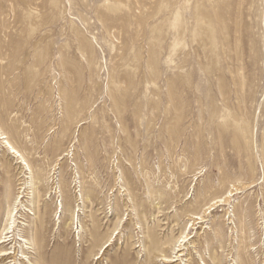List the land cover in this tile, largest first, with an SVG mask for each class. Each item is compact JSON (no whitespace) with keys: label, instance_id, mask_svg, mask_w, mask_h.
I'll list each match as a JSON object with an SVG mask.
<instances>
[{"label":"rangeland","instance_id":"obj_1","mask_svg":"<svg viewBox=\"0 0 264 264\" xmlns=\"http://www.w3.org/2000/svg\"><path fill=\"white\" fill-rule=\"evenodd\" d=\"M0 264H264V0H0Z\"/></svg>","mask_w":264,"mask_h":264},{"label":"bare ground","instance_id":"obj_2","mask_svg":"<svg viewBox=\"0 0 264 264\" xmlns=\"http://www.w3.org/2000/svg\"><path fill=\"white\" fill-rule=\"evenodd\" d=\"M7 145H8V147L11 149V151H13L14 153H16V155L21 156L22 159L25 161L24 157L19 153L18 150L15 149V147H14L9 141H7ZM12 224H13L12 221H10V224H9V225H10V226H9V228H10L9 230H10V231H12V230H11V228L13 227ZM6 254H7V253H3L2 255H6ZM166 259H168V258H166Z\"/></svg>","mask_w":264,"mask_h":264}]
</instances>
